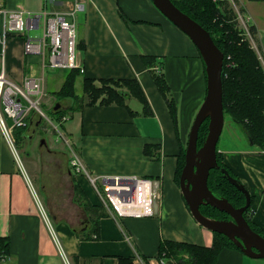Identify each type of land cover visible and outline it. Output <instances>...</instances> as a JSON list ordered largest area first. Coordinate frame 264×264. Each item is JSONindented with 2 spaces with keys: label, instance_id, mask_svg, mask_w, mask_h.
Returning a JSON list of instances; mask_svg holds the SVG:
<instances>
[{
  "label": "crops",
  "instance_id": "obj_1",
  "mask_svg": "<svg viewBox=\"0 0 264 264\" xmlns=\"http://www.w3.org/2000/svg\"><path fill=\"white\" fill-rule=\"evenodd\" d=\"M77 5L83 9L76 11ZM0 8L26 14L46 12L49 17L63 15L75 23L77 58L84 69L74 83L78 101L65 106L68 121L50 118L61 125L65 144L46 140L47 146L37 157L27 150L26 168L17 160L16 129L11 134L13 149L0 126V264H161L162 240L212 246L214 232L193 220L176 181L181 155L207 95L205 63L190 37L153 0H0ZM244 9L254 26L257 50L260 46L264 54V0L247 1ZM43 30L42 22L37 31L43 34ZM24 41V36L10 33L5 44L0 43V55L4 56L0 70L4 67L7 78L17 84H22L25 76L39 74L45 92L42 60L25 54ZM62 71V76L70 72ZM156 75L166 82L176 119ZM87 79L98 88L109 83L106 87H111L114 100L107 102L108 92L92 97L85 90ZM62 83L55 84L56 92ZM58 103L62 106L57 102L54 110ZM37 119L38 123L31 124L34 134L43 126ZM238 135L224 139L218 153L253 197L249 216L264 232V149L252 145L245 132L242 135L248 138V146L230 142ZM69 151L78 155L94 177L138 176L159 181V200L167 205V211L159 207L158 215H169V220H115L101 206L88 179L74 173ZM45 156L65 161L56 172L64 173L71 185L55 177L45 181V175L53 174ZM77 187L80 200L76 199ZM79 201L107 216L93 217ZM97 225L98 238L88 239ZM1 243H8V254L1 256ZM165 262L175 264L168 259ZM214 264H264V259L227 247Z\"/></svg>",
  "mask_w": 264,
  "mask_h": 264
},
{
  "label": "trees",
  "instance_id": "obj_2",
  "mask_svg": "<svg viewBox=\"0 0 264 264\" xmlns=\"http://www.w3.org/2000/svg\"><path fill=\"white\" fill-rule=\"evenodd\" d=\"M173 3L182 10L185 14L190 16L201 26H203L212 36L216 45L223 51L225 55V69L223 74L224 81V109L225 116L232 118L233 122L240 126L247 134L250 142L253 145L264 149V66L261 56L264 57L261 47L258 50L254 49L251 43L246 40L240 33L235 16L230 10L229 6L219 1L214 0H172ZM223 10L221 9V6ZM253 35L255 34L254 26L251 27ZM256 35V34H255ZM255 37V36H254ZM260 53V54H259ZM81 74L79 70H70L65 83L62 85L57 95L60 99H73L77 101L79 97L75 93L74 83L76 76ZM93 81L87 79L85 81V90L99 97L108 92L110 95L107 102L114 100L111 87L103 84L102 88L93 87ZM156 82L161 92L166 96L171 112L175 119L177 114L173 108L172 103L167 98L168 87L163 77L156 75ZM119 96V94H117ZM120 97V96H119ZM139 98L144 104H147L143 93H139ZM54 116L62 118L65 116V111H55ZM35 111L28 119L29 124L38 123V119H34ZM59 118V119H61ZM44 125V121L42 123ZM209 120H207L201 127L198 146L204 144L208 133ZM33 126V125H32ZM27 129L19 128V131L25 138ZM20 135V134H19ZM184 149L180 165L177 172L176 181L180 186V174L185 166ZM218 162L221 168L229 171L230 175L238 180L237 176L227 167L222 161L218 153ZM182 167V168H181ZM209 187L215 196L219 198H226L236 208L243 207L246 204V196L232 185L228 178L224 177L221 170H213L209 179ZM77 194L81 192L77 187ZM85 211L91 213L93 217L107 216L105 211L91 205L90 203H82ZM253 205V197H252ZM251 207L245 213V216L251 228L257 233L264 236V232L259 230L250 219ZM201 211L204 215L214 219H227L229 216L209 205H203ZM95 235V237H93ZM98 225L94 232L89 235L88 239L98 238ZM234 248L240 250L227 237L214 233L213 244L210 247L196 245L188 242L162 240L160 244V257L165 259H174L175 264H214L219 259L222 251L227 248ZM9 253L8 243H1V256Z\"/></svg>",
  "mask_w": 264,
  "mask_h": 264
},
{
  "label": "built area",
  "instance_id": "obj_3",
  "mask_svg": "<svg viewBox=\"0 0 264 264\" xmlns=\"http://www.w3.org/2000/svg\"><path fill=\"white\" fill-rule=\"evenodd\" d=\"M226 3L235 16V22L241 35L248 40L254 49V35L249 22V15L244 9V4L252 0H214ZM221 6V5H220ZM77 5L76 11L82 10ZM221 9L223 10L222 6ZM44 23V30L41 36H33L31 31L38 30ZM10 33L25 37L24 52L27 55H35L41 58L43 70H79L84 69L78 62V43L76 24L66 19L63 15L49 17L46 12L40 14L24 13L21 11H10L0 8V43L5 44ZM260 54V53H259ZM4 64V56L0 55ZM263 66L264 57L261 56ZM44 78L25 76L22 84L12 82L7 78L4 67L0 70V126L9 140L14 144L11 134L14 129L24 128L30 112L35 110L39 119L45 121L47 116L42 108L44 92ZM12 120L13 126L8 127L2 116V109ZM36 116V115H35ZM49 117V116H48ZM51 124L53 122L50 118ZM68 121V117H62V123ZM64 139V135L58 133ZM16 153V152H15ZM17 160L20 161V158ZM70 166L75 174L85 176L90 182L100 199L101 206L111 216L120 221L132 218H152L158 215L160 198V182L147 177H94L83 166L80 158L74 152H70ZM167 259L161 258L160 263L166 264Z\"/></svg>",
  "mask_w": 264,
  "mask_h": 264
},
{
  "label": "water",
  "instance_id": "obj_4",
  "mask_svg": "<svg viewBox=\"0 0 264 264\" xmlns=\"http://www.w3.org/2000/svg\"><path fill=\"white\" fill-rule=\"evenodd\" d=\"M156 7L185 34L198 48L205 63L207 95L192 125L185 154V166L180 176V189L194 220L202 227L232 241L250 258L264 259V236L254 231L245 213L252 205V197L246 187L221 168L218 162V146L225 127L224 81L225 55L216 45L211 34L198 22L180 10L172 0H153ZM61 104L55 106L58 110ZM209 120L204 144L199 147L201 127ZM253 145V144H252ZM41 146H47L44 139ZM221 170L224 177L246 196V204L236 208L226 198L215 196L209 187L213 170ZM203 205H209L226 213L229 219H214L204 215Z\"/></svg>",
  "mask_w": 264,
  "mask_h": 264
},
{
  "label": "rangeland",
  "instance_id": "obj_5",
  "mask_svg": "<svg viewBox=\"0 0 264 264\" xmlns=\"http://www.w3.org/2000/svg\"><path fill=\"white\" fill-rule=\"evenodd\" d=\"M30 33L33 36H35V34L37 36L42 35V32L41 31H37V30L31 31ZM0 49H1V44H0ZM44 73H45V78L47 80V88H46L47 92L45 91V95H44V97L42 99V103H41L42 104V106H41L42 108H40V109L42 111H44V114L47 116V118H52L53 121L55 119L59 120V118H61V117H60V115L59 116H54V112H53V107L52 106H54L57 102L61 101V103H62L61 107L62 108H60L59 110L67 111L68 107L66 108L65 106H67L69 103H72V101H74V100L60 99L61 96L57 95L58 91L56 92V90H57L58 87H56L57 85H55V84H58V83L60 84V83H62L64 81L62 83V85H63L65 83V80H66L67 75L69 73L65 74V76H62L63 73H64L62 70H52L50 68H47L44 71ZM37 76L40 77L39 74ZM93 87H97L98 88L99 86H97L94 83ZM60 89H59V91H60ZM80 93H82V91H80ZM102 95H103V93H102ZM102 95H100V96H102ZM91 96L96 98V96H94L93 94H91ZM34 111L35 110H32L29 115L30 116L33 115ZM64 115H66V113ZM2 116L6 120V123H7L8 127L9 128L12 127L13 126V122L8 117V115L4 112L3 108H2ZM38 117H40V116L36 114V117H34V119H37ZM47 118H45L44 125L42 127H40L39 130L37 129L38 131L35 134H34V129H35L34 126L30 125L29 121H27V123H26V125L24 127V129H27V130H25L26 131V133H25L26 137L25 138L21 135V133H19V131L16 132L14 130L15 132L13 134H14L15 138L13 137V141H15V145H16V148H17L18 155H19L22 163L24 164V166H26V168L28 166L27 162L29 160V157H27L25 152L27 150H29L30 153L33 152L36 155V157H37V154L39 153V151H41L42 148H44V146H41L42 140H44V139L47 140L49 142V144L52 141L54 142V140L58 141L57 145L65 144L64 143L65 139L61 135H58V133L64 134V131L60 127L61 125L59 124V122H53V124H51L50 120H46ZM237 132L239 133L238 139L237 140L236 139L230 140V142L238 145L239 147H242L243 145L248 146L249 145V143H248L249 140H248V138H246V137H244L242 135V133H244L243 129L240 126H238L237 124H235L232 121V118L227 116L226 120H225L224 131H223V134H222L220 142H219V146L222 144L224 139H231V137L234 136V135L237 136ZM67 145L68 144L66 143V146ZM70 152L71 151L68 152L69 155H70ZM34 154H32V157H34ZM34 159H36V158L34 157ZM45 159H48L46 161V164L48 165V169H50V171H52V173H53L52 175H49V174L45 175V181H48L47 179H52L51 177H55L53 179H60V180H63V179L65 180L66 179V180H68V183L71 185V180H69L67 177H65L64 173L58 174L56 172V171H59V170L62 169V167H61V169L59 168V170L57 168H58V166H63L65 161H63L62 158H60L61 160L59 159L60 160L59 162L58 161H52V160H50V158H47L46 156H45ZM68 165H69V162H68ZM29 168H28V170H29ZM46 168H47V166H46ZM76 195H77L76 199L80 200L79 199L80 198L79 197V193L76 194ZM158 205L160 206V211H161V209H162L163 212L167 211L166 210V206L167 205H165V203L163 205V201L162 200L158 201ZM155 217L156 218L157 217L161 218L162 220H165V218H167V220H169V215H156ZM227 219H229V218H227ZM193 220H194V218H193ZM169 260H171L173 263H175L174 259L170 258Z\"/></svg>",
  "mask_w": 264,
  "mask_h": 264
},
{
  "label": "bare ground",
  "instance_id": "obj_6",
  "mask_svg": "<svg viewBox=\"0 0 264 264\" xmlns=\"http://www.w3.org/2000/svg\"><path fill=\"white\" fill-rule=\"evenodd\" d=\"M176 104V103H175ZM131 109V108H130ZM181 175V174H180Z\"/></svg>",
  "mask_w": 264,
  "mask_h": 264
},
{
  "label": "flooded vegetation",
  "instance_id": "obj_7",
  "mask_svg": "<svg viewBox=\"0 0 264 264\" xmlns=\"http://www.w3.org/2000/svg\"><path fill=\"white\" fill-rule=\"evenodd\" d=\"M41 122H42V120H41ZM35 132V131H34Z\"/></svg>",
  "mask_w": 264,
  "mask_h": 264
}]
</instances>
